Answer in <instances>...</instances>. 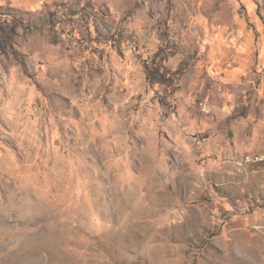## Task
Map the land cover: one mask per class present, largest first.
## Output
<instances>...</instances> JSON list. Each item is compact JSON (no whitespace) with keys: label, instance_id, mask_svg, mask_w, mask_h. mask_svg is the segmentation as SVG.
Instances as JSON below:
<instances>
[{"label":"rangeland","instance_id":"rangeland-1","mask_svg":"<svg viewBox=\"0 0 264 264\" xmlns=\"http://www.w3.org/2000/svg\"><path fill=\"white\" fill-rule=\"evenodd\" d=\"M0 264H264V0H0Z\"/></svg>","mask_w":264,"mask_h":264}]
</instances>
